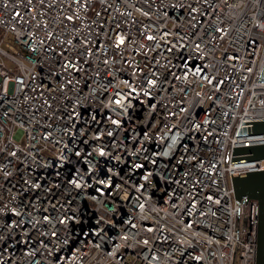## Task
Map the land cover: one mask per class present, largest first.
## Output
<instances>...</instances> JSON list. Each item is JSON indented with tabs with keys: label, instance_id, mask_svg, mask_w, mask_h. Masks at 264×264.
I'll use <instances>...</instances> for the list:
<instances>
[{
	"label": "built area",
	"instance_id": "obj_1",
	"mask_svg": "<svg viewBox=\"0 0 264 264\" xmlns=\"http://www.w3.org/2000/svg\"><path fill=\"white\" fill-rule=\"evenodd\" d=\"M261 120L264 0H0V264H255Z\"/></svg>",
	"mask_w": 264,
	"mask_h": 264
},
{
	"label": "water",
	"instance_id": "obj_2",
	"mask_svg": "<svg viewBox=\"0 0 264 264\" xmlns=\"http://www.w3.org/2000/svg\"><path fill=\"white\" fill-rule=\"evenodd\" d=\"M255 97L256 95L253 96V99ZM252 106L253 104L251 103ZM243 125H248V128H246L253 134H264V120L244 123ZM233 154H245L242 157H233V161L264 160V144L237 147L234 149ZM231 184L236 201L241 200L242 197H246L258 202L259 215L255 264H264V170L233 174L231 176ZM243 222L245 223V219ZM236 229H238L237 225Z\"/></svg>",
	"mask_w": 264,
	"mask_h": 264
},
{
	"label": "rangeland",
	"instance_id": "obj_3",
	"mask_svg": "<svg viewBox=\"0 0 264 264\" xmlns=\"http://www.w3.org/2000/svg\"><path fill=\"white\" fill-rule=\"evenodd\" d=\"M7 64H8L9 66H14V64H13L12 62H7Z\"/></svg>",
	"mask_w": 264,
	"mask_h": 264
}]
</instances>
